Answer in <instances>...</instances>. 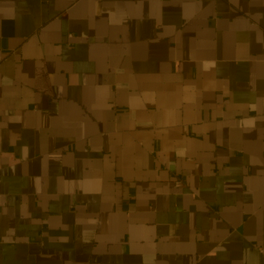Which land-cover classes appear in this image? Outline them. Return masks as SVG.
<instances>
[{"label":"crops","instance_id":"obj_1","mask_svg":"<svg viewBox=\"0 0 264 264\" xmlns=\"http://www.w3.org/2000/svg\"><path fill=\"white\" fill-rule=\"evenodd\" d=\"M0 264H264V0H0Z\"/></svg>","mask_w":264,"mask_h":264}]
</instances>
